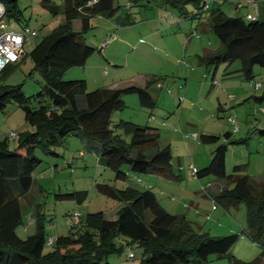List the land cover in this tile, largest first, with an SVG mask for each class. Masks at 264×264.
Instances as JSON below:
<instances>
[{
	"label": "rangeland",
	"instance_id": "1",
	"mask_svg": "<svg viewBox=\"0 0 264 264\" xmlns=\"http://www.w3.org/2000/svg\"><path fill=\"white\" fill-rule=\"evenodd\" d=\"M42 2L57 6L60 12L51 14ZM242 2L219 1L213 7L226 16L234 17L238 11L235 5ZM62 4V0H16L19 19H4L5 29L20 32L27 27L36 31L38 37L46 35L63 24ZM162 4L163 0H114L112 14L93 16L89 21L90 28L80 41L96 49L87 62L88 68L84 69L91 73L94 66L101 62L99 71L94 69L92 72L93 76L100 74L101 79L95 77L96 84L89 81L86 86L89 91L96 87H122L127 84L140 87L144 78L164 77L160 81L161 88L156 85L148 88L156 103L154 109L139 106L135 94H126L123 96L125 108L112 112L110 116V128L126 142H129L130 135H125L123 129L117 126L121 118L136 120L140 126L157 128L159 146H170L171 169L176 178L170 180L161 174L128 172L124 181L114 180L113 172L105 166L100 154L95 153L90 142L69 136L61 145L52 148L55 156L39 148L34 150V156L41 163L32 174L28 193L20 200L22 223L16 227V234L24 238L34 232L31 224L36 213L49 236L66 234L69 216L74 213L103 212L105 218L111 220L122 204L100 194L96 185L104 184L116 189H149L159 201L164 202L163 198L171 203L173 201L184 212L191 208V203L202 204L203 209H197V213L192 210L198 216L192 214L187 218L186 215L187 220L200 226V232L209 237L237 233L231 257L241 262L259 259L260 264H264V246L253 242L247 235L244 203L224 211L210 196L226 183L225 180L212 175L197 179L190 173L191 167L195 171L204 168L210 162L215 147L224 142L223 135L230 133V140L238 143L227 146L225 173H232L235 165H244L242 174L251 176L257 183L264 182V136L258 135V130L264 128V99H254L264 92V68H253L252 81L259 83L260 87L249 85L240 72L239 62L220 64L215 73L213 67L205 68L198 56L204 50L217 51L220 47L218 37L205 26L209 12L189 19L190 14L183 16L178 8L169 4V9L163 11ZM185 8L188 13L194 11L191 3ZM169 13L174 16L169 17ZM152 20L162 23L154 24L150 22ZM72 29L75 32L80 30L79 20L72 22ZM193 31L196 36H191ZM37 40L30 38L23 44L24 56L16 66L0 75V85L21 84L26 97L34 96L41 90V78L28 57ZM109 40L102 47L103 42ZM73 71L83 70L76 68ZM69 73L63 75V80H69ZM27 130L32 129L24 122L22 110L16 103L9 102L5 111L0 113V139L14 132L15 138H7L8 149L12 150L18 144V134ZM192 134L198 138H191ZM202 134L217 136L219 141L202 143L199 141ZM167 181H172V184ZM205 185H210V196L199 191ZM73 191H86V200L76 204L74 200L56 196ZM212 209L217 210L213 215ZM116 246L119 250L106 257L109 264H140L139 246L126 245L124 240L117 241ZM130 253L134 256L132 259L127 258ZM206 264H231V259L210 255Z\"/></svg>",
	"mask_w": 264,
	"mask_h": 264
},
{
	"label": "trees",
	"instance_id": "2",
	"mask_svg": "<svg viewBox=\"0 0 264 264\" xmlns=\"http://www.w3.org/2000/svg\"><path fill=\"white\" fill-rule=\"evenodd\" d=\"M219 1L222 0L210 6L205 26L218 37L220 47L217 51L204 50L198 60L205 68L213 67L214 73L220 64L239 62L244 79L255 87L253 68H264V4L259 16L245 14L229 17L213 7ZM0 2L5 8L0 24L6 25L4 19L10 17L19 19L16 0ZM62 2L63 24L41 37L30 30L36 33L33 38L38 40L30 48L28 57L41 78V90L34 96L26 97L21 84L0 85V113L5 111L9 102H14L22 110L24 122L32 129L18 134V144L12 150L7 145L9 135L0 139V264H109L106 257L119 250L116 243L120 240H124L126 245L135 244L141 248L140 264H206L210 255L228 256L231 264H260L259 259L241 262L231 257L237 233L209 237L184 215L166 211L149 189H116L109 185H96L100 194L122 204L113 220L106 219L103 212L79 215L77 224L67 223L66 234L49 236L36 213L33 218L34 232L24 238L18 237L15 229L22 223L20 200L28 193L32 174L41 163L33 154L36 148L55 156L52 148L61 145L69 136H77L97 149L105 166L113 172L114 180L124 181L128 172L161 174L170 180L176 178L171 169L170 147L159 146L157 128L120 121L117 126L123 129L125 135H130L129 142L114 134L110 128V116L112 112L125 108L123 96L126 94H135L141 107L154 109L156 103L148 88L160 85L164 77L151 76L143 87L96 88L92 91L87 90L84 79L63 80L67 70L84 67L95 53L94 47L80 41L81 36L90 28L89 21L93 16L112 14L114 0ZM203 2L163 0L164 5L178 8L181 15L190 14L189 19L200 17ZM188 3L194 8L189 13L185 8ZM43 5L51 14L60 12L57 6ZM246 15H252L254 19L247 20ZM75 20L80 21L78 32L72 29ZM21 58L2 70L0 75L16 66ZM254 99H264V92ZM258 135L264 136V128L258 130ZM229 137L230 133L223 135L224 142L215 147L210 162L204 168L190 173L197 179L212 175L225 180L226 186L213 196L209 195L207 185L201 186L206 187L205 191L201 187L199 191L208 194L224 211L244 203L247 235L253 242L264 246V182L257 183L251 176L242 174L244 165H235L232 173H225L227 146L238 143ZM199 141L214 144L219 137L202 134ZM56 196L81 204L86 200L87 192L73 191ZM49 237L53 241L46 246Z\"/></svg>",
	"mask_w": 264,
	"mask_h": 264
},
{
	"label": "built area",
	"instance_id": "3",
	"mask_svg": "<svg viewBox=\"0 0 264 264\" xmlns=\"http://www.w3.org/2000/svg\"><path fill=\"white\" fill-rule=\"evenodd\" d=\"M218 0H204L201 11L207 12L210 8V6ZM244 3L246 6H251L253 8L257 7V1L256 0H244ZM243 4L238 3L236 7L239 9L242 7ZM5 8L3 4L0 2V20L4 14ZM247 20H253L254 17L252 15H246L245 17ZM196 32H192L191 36H196ZM36 36L35 32H31L29 28H22L20 32L15 31H7L5 29L4 24H0V73L2 70H4L7 66L15 64L23 55V44L29 40L30 38H33ZM114 37H111L113 39ZM110 39V40H111ZM109 41H105L102 44V47L106 46ZM250 83L249 85H251ZM255 87H258L260 84L256 83L254 84ZM253 86V85H252ZM157 87H160L158 84ZM15 134L11 132L9 134L10 138H13ZM191 138L197 139L196 134L190 135ZM191 172L194 174L195 170L191 167ZM209 187V185H207ZM206 187H201V190L205 191ZM208 196V194H206ZM79 219V215L77 213L72 214L69 216L68 219V225H75L77 224ZM53 241L52 237L47 238L46 240V246H50ZM128 258H132L131 254H128Z\"/></svg>",
	"mask_w": 264,
	"mask_h": 264
},
{
	"label": "crops",
	"instance_id": "4",
	"mask_svg": "<svg viewBox=\"0 0 264 264\" xmlns=\"http://www.w3.org/2000/svg\"><path fill=\"white\" fill-rule=\"evenodd\" d=\"M224 1H226V0H222L221 2H224ZM241 1H243L242 2V4H243V7H242V10H240V9H237L238 11H236V15H239V16H244L245 14H252V15H254V16H259V14H260V10H261V7H262V5L264 4V0H257V7L256 8H253V7H251V6H246V4L244 3V0H241ZM163 5V7H164V9H163V11H166L167 9H169L168 8V6H166V5H164V3L162 4ZM169 15V17H173L174 15L172 14V13H169L168 14ZM150 22H152V23H154V24H161L162 22L161 21H156V20H152V21H150ZM198 24H200V21L198 22ZM110 37H113V36H110ZM104 60H106V58L104 57ZM99 65H101V62H100V64H98V65H95L94 67L95 68H93V70L95 69V71H99ZM84 68H88V66H87V64L84 66V67H82V70L83 71H73V70H75L76 68H72V69H69V70H67L66 72H71V73H69L70 74V78L69 79H84L85 80V82H86V86L88 85V83H89V81L91 82V83H94V84H96V83H98L97 82V80L95 79V77H99L100 79H101V75L100 74H98V75H92V72H93V70H92V72L90 73V71H86V69H84ZM88 70V69H87ZM148 78H144L142 81H143V83H142V85L140 86V87H143L144 86V84H145V81L147 80ZM126 83H128V82H126ZM126 86H131V84H127V85H125V86H122V87H118V86H110V87H104V88H110V89H121V88H124V87H126ZM96 88H102V87H96ZM95 88V89H96ZM92 89H94V88H92ZM140 106V105H139ZM120 121H126V120H123V118H121L120 119ZM127 122H131V123H134V124H137V122H136V120H134V122L133 121H131V120H128ZM74 137H77V136H74ZM77 138H79V137H77ZM82 140V139H81ZM82 141H84V140H82ZM92 146V145H91ZM170 147V146H169ZM92 148L94 149V151H95V153L96 154H98V151H97V149H95L93 146H92ZM168 182V184H172V181H167ZM170 182V183H169ZM224 186H226V183L225 184H222L221 186H219V188H217V191L216 192H214V193H212V195L211 196H213L214 194H216L217 192H219V190L221 189V188H223ZM166 190V189H165ZM167 191V190H166ZM155 194V193H154ZM156 196V195H155ZM158 200V199H157ZM163 201L164 202H161V201H159L158 200V202L160 203V205L166 210V211H168V212H170L171 214H181V215H184V216H186L187 215V218L188 217H190L192 214L194 215L195 214V216H198L196 213H197V209H203V207H202V204H200L199 205V203L198 202H195L194 204L193 203H191L190 204V207L191 208H187V211L186 212H184V210L183 211H181V210H179V208H181V207H179L177 204H175L173 201H172V203L171 202H169V201H167L165 198H163ZM184 207V206H183ZM120 208V207H119ZM170 209H172V210H170ZM196 211V213L195 212H193V211ZM177 211H179V212H177ZM212 215L214 214V213H216L217 212V210L216 209H212ZM116 217V214H115V216L113 217V218H111V220H113L114 218ZM193 219V218H192ZM198 218H196V219H194V220H197ZM32 226H34V224H33V222H32V224H31ZM213 227H215L214 225H212ZM200 227V226H199ZM216 228H218V227H216ZM219 228H221V227H219ZM224 230H225V228H224ZM34 231V230H33ZM33 233V232H32ZM30 235V234H29Z\"/></svg>",
	"mask_w": 264,
	"mask_h": 264
}]
</instances>
